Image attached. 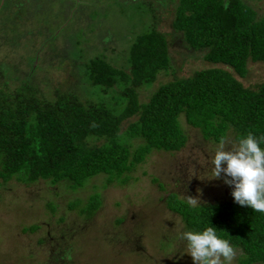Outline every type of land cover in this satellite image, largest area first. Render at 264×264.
<instances>
[{"label":"trees","instance_id":"16d2710c","mask_svg":"<svg viewBox=\"0 0 264 264\" xmlns=\"http://www.w3.org/2000/svg\"><path fill=\"white\" fill-rule=\"evenodd\" d=\"M171 1L173 31L193 50H203L207 64L174 73L146 101L141 90L175 71L152 2V23L130 44L126 66H116L104 53L80 64L84 82L96 87L91 92L77 91L78 84L54 85L51 95L33 83L13 84L10 67L0 65V194L15 183L72 191L100 173L106 184L126 183L153 150L173 152L186 144L180 115L214 142L230 133L234 139L247 132L264 135V80L253 87L242 81L250 62H264V11L245 0ZM166 200L186 229L210 223L240 249L237 264H264V213L231 198L188 206L174 191ZM102 202L94 192L83 203L70 200L68 207L89 219ZM41 226L36 221L24 230Z\"/></svg>","mask_w":264,"mask_h":264},{"label":"rangeland","instance_id":"374dc122","mask_svg":"<svg viewBox=\"0 0 264 264\" xmlns=\"http://www.w3.org/2000/svg\"><path fill=\"white\" fill-rule=\"evenodd\" d=\"M245 1L264 11V0ZM151 2L162 17L158 25L168 36L175 71L162 73L141 90L146 101L174 73L189 74L207 64L203 50H193L173 31L175 1L0 0V65L10 67L13 84L33 83L51 95L54 85L78 84L77 91L91 92L96 87L84 82L80 64L104 53L116 66H126L130 44L152 23ZM263 80L264 62H250L244 84L253 87ZM180 122L188 134L186 144L173 152L153 150L128 173L126 183L106 184V175L100 173L72 191L56 187V195L44 182L3 189L0 264H194L178 238L186 227L167 206L168 194L193 197L196 204L233 198L222 179L208 177L217 142L205 139L183 115ZM234 141L230 133L225 144ZM94 192L103 202L89 219L68 207L70 200L80 198L83 203ZM36 221L40 229L24 230ZM235 250L232 264L241 254Z\"/></svg>","mask_w":264,"mask_h":264},{"label":"clouds","instance_id":"9594fccd","mask_svg":"<svg viewBox=\"0 0 264 264\" xmlns=\"http://www.w3.org/2000/svg\"><path fill=\"white\" fill-rule=\"evenodd\" d=\"M209 178H220L231 187L234 202L264 213V135L242 134L229 146L221 138L212 150ZM223 174V175H222ZM188 206L197 201L187 196ZM194 264H232L236 250L210 223L178 233Z\"/></svg>","mask_w":264,"mask_h":264}]
</instances>
